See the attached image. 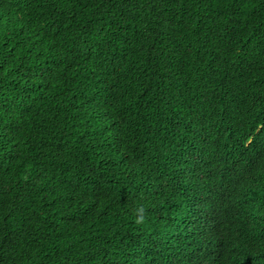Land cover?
<instances>
[{
    "label": "trees",
    "instance_id": "trees-1",
    "mask_svg": "<svg viewBox=\"0 0 264 264\" xmlns=\"http://www.w3.org/2000/svg\"><path fill=\"white\" fill-rule=\"evenodd\" d=\"M250 119L264 0H0V264H206L214 145ZM243 193L254 248L264 180Z\"/></svg>",
    "mask_w": 264,
    "mask_h": 264
},
{
    "label": "clouds",
    "instance_id": "clouds-1",
    "mask_svg": "<svg viewBox=\"0 0 264 264\" xmlns=\"http://www.w3.org/2000/svg\"><path fill=\"white\" fill-rule=\"evenodd\" d=\"M246 132L239 143L228 141L214 145L215 155L220 164V171L226 183L213 195H210L215 218L203 223L204 236L198 246L205 250V263L215 264L218 257L215 247L219 243L226 249L229 264H264V245L253 248V232H248V221L243 215L252 211L251 204L243 193L245 182L256 179L264 180V124L250 119L245 125ZM219 153L226 155L225 164L220 162ZM192 186L203 188L198 178L191 179ZM228 189V191L226 190ZM235 210V217L229 221V214ZM135 223L142 225L146 222V207L142 204L133 210ZM220 236H218V234ZM197 236L192 229L185 240ZM190 240V239H189Z\"/></svg>",
    "mask_w": 264,
    "mask_h": 264
}]
</instances>
